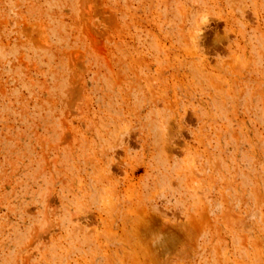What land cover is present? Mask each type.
I'll return each instance as SVG.
<instances>
[{"label": "rangeland", "instance_id": "1", "mask_svg": "<svg viewBox=\"0 0 264 264\" xmlns=\"http://www.w3.org/2000/svg\"><path fill=\"white\" fill-rule=\"evenodd\" d=\"M0 264H264V0H0Z\"/></svg>", "mask_w": 264, "mask_h": 264}]
</instances>
